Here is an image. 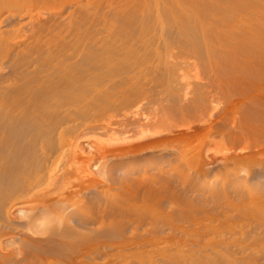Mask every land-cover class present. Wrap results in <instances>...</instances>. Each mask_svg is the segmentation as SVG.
Listing matches in <instances>:
<instances>
[{
  "label": "bare ground",
  "instance_id": "6f19581e",
  "mask_svg": "<svg viewBox=\"0 0 264 264\" xmlns=\"http://www.w3.org/2000/svg\"><path fill=\"white\" fill-rule=\"evenodd\" d=\"M190 64L214 71V78L219 73L236 79L239 73L263 86L264 0H0V264H110L108 257L114 264H181V252L130 236L127 229L88 232L71 224L73 219L83 223L92 208L91 172L86 167L78 176L71 174L62 161L68 149L79 150L76 123L87 120L122 83L129 84L131 73H154L171 92L175 82L185 85L179 70ZM104 105L110 107L108 100ZM89 127L84 139H95L113 162L146 157L173 142L149 127L123 140L92 137ZM214 152L229 156L223 148ZM235 156L232 166L248 167L253 178L264 176V157ZM192 162L197 169L205 167L203 161ZM216 164L227 165L223 160ZM39 225L45 236L34 235ZM7 237L15 247L5 249ZM128 242L137 248L127 247ZM94 244L96 255L90 250ZM203 259L196 264L208 261ZM258 259L243 260L253 264Z\"/></svg>",
  "mask_w": 264,
  "mask_h": 264
},
{
  "label": "rangeland",
  "instance_id": "374dc122",
  "mask_svg": "<svg viewBox=\"0 0 264 264\" xmlns=\"http://www.w3.org/2000/svg\"><path fill=\"white\" fill-rule=\"evenodd\" d=\"M190 66L192 68H189ZM190 66L184 65L179 70L182 73L180 81L184 82V88L175 82L174 87L177 88L173 87L171 92L166 83L160 81L161 79L154 73H144L148 76H144L143 73L141 76L131 73L129 75L131 82L128 80L129 84L122 83L118 87L120 91L107 98L110 107H105L107 104L104 105V101L106 103L107 100L103 99L99 102V107L90 111L93 119L89 116L90 119H83L84 121L81 119L76 123L77 135L74 134L76 136L74 144L79 150H75V153L71 149L74 153L72 154L68 149L67 154L63 156L62 166L66 162L65 170L77 176L82 174L86 167L90 170L89 182L92 183V187L89 189L91 192L88 191V197L92 208L84 213L82 219L85 223H80L79 220L75 222L73 219L71 224L80 226L79 228L84 231L86 228L88 232L99 231L102 228L127 229L130 236L135 233L134 235L143 239L146 237L148 241L165 246L170 253L181 252V255L183 254L181 264H196L195 261H198L199 257L206 259L203 261L208 260L209 264L232 262L251 264L248 263L251 259L254 261L258 258V262L252 263L264 264V176L253 178L248 167L241 169L232 166L234 159L237 158L236 154L252 153L264 157V103H262L264 84L260 86L262 82L256 84L251 78L248 80L239 73L238 75L235 73V76L240 77L236 79H233V75L230 80H226L227 77L222 78L219 73L214 78L211 77L215 75L214 71L208 72L201 68L202 71L199 65ZM132 74L137 77L138 84L133 82L136 80ZM153 75L160 79L163 85ZM131 83L136 84V87ZM125 87L128 90L130 87V92ZM196 87H199L200 91H197ZM125 93L127 96L130 94V98ZM117 96L120 99L116 98ZM124 101H129L127 105L129 108L124 105ZM121 107L125 110L122 108L121 111ZM88 127L89 130H93L91 134L89 133L92 137L114 136L120 139H124L125 136L133 138L137 129L149 127L148 129L154 131L159 129L158 131H162L161 137L171 138L173 142L166 149H161L160 152L157 150L152 155L113 162L110 158H105L103 148L95 139H90L91 141L84 139L87 135L83 133ZM95 127L96 129H93ZM216 148L225 149L229 156L216 155L214 152ZM193 160L203 161L205 167L195 168ZM219 160L225 161L227 165L216 164ZM72 165V168L69 167ZM115 196H121L123 199L118 197L116 199ZM112 203L114 205L117 203L118 208ZM121 203L122 205H119ZM107 219L110 220L109 223ZM108 225L114 228H108ZM33 233L39 236L47 234L42 225H39L38 229L35 228ZM10 239V237L3 239L7 243L5 249L12 245ZM94 246L95 244L90 250L96 255L95 251L93 252L96 249ZM126 246L137 248L132 242H128ZM13 247L14 244L10 248ZM257 249H261L259 251L261 254ZM253 255L258 257L255 258ZM113 259L108 257L107 262L114 264ZM207 262L204 264H208Z\"/></svg>",
  "mask_w": 264,
  "mask_h": 264
}]
</instances>
